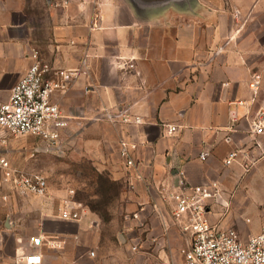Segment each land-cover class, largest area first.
Masks as SVG:
<instances>
[{
  "label": "crops",
  "instance_id": "0c3cea01",
  "mask_svg": "<svg viewBox=\"0 0 264 264\" xmlns=\"http://www.w3.org/2000/svg\"><path fill=\"white\" fill-rule=\"evenodd\" d=\"M63 1L0 0V101L10 98L34 52L62 69L87 59L88 73L53 97L68 119L61 142L88 151L100 170L129 187L143 211L124 222L125 243L137 249L107 253L93 213L84 209L80 219L66 220L55 205L30 206L28 196L3 183L0 264H25L33 236L44 238L43 264H183L189 237L172 224L158 191L180 170L194 185L222 187L228 206L214 205L215 224L245 242L259 234L264 134L253 132V119L264 109V0ZM107 109L128 110L132 121L113 123ZM168 125L178 127L174 135ZM10 135L0 130V162L21 170ZM233 152L238 156L227 165ZM4 174L0 165V182Z\"/></svg>",
  "mask_w": 264,
  "mask_h": 264
},
{
  "label": "built area",
  "instance_id": "2783aa9c",
  "mask_svg": "<svg viewBox=\"0 0 264 264\" xmlns=\"http://www.w3.org/2000/svg\"><path fill=\"white\" fill-rule=\"evenodd\" d=\"M63 2L65 5L69 4V0ZM33 59L34 63L15 85L10 98L7 101H0V130L8 131L15 137L38 136L59 149L62 147V132L68 126V119L53 97L56 92L66 90L81 75H86L90 66L85 59L83 65L78 68H56L41 59L38 52L33 53ZM261 80V76L257 74L250 83V88L255 93L260 89ZM105 116L113 123L132 121L128 110L114 112L107 109ZM141 121L140 117L134 119L136 123ZM167 127L168 135L177 132L176 125ZM253 132L258 135L264 134V109L256 112ZM121 155L124 158L128 157L126 143L122 144ZM207 156L205 153L201 155V159L206 160ZM237 156L238 152L231 153L226 164L230 165ZM252 160L255 162L257 159ZM127 164L133 166L135 161L127 159ZM0 165L5 171L0 188L3 183L9 185L21 197L47 195L49 184L44 175L17 169L6 160H2ZM175 178L176 182L173 185L163 184L158 191L161 199L170 208L168 215L172 224L189 237L190 244L184 251L183 264H264V228L245 242L238 231L225 230L211 220L214 205L228 206L223 200L224 191L219 183L194 185L182 170L176 173ZM73 194L72 191L60 209V216L63 219L81 218L82 204ZM3 198L8 200V196ZM44 242L42 236L30 238L28 253L24 255L25 264H43L39 249ZM136 249L134 247V250ZM90 255L94 257L96 252L91 251Z\"/></svg>",
  "mask_w": 264,
  "mask_h": 264
},
{
  "label": "rangeland",
  "instance_id": "374dc122",
  "mask_svg": "<svg viewBox=\"0 0 264 264\" xmlns=\"http://www.w3.org/2000/svg\"><path fill=\"white\" fill-rule=\"evenodd\" d=\"M10 136L14 139L15 148L19 150L15 159L23 165L21 170L38 172L48 180L47 195L28 196L30 206L37 203L55 205L60 210L65 199L73 191L83 210L100 219L103 240L106 242L105 252H110L111 248L124 249L127 252L134 250V243H125L124 222L129 217L134 219V212L138 213L141 209L136 210L138 204L131 199L129 187L122 179L112 178L109 172L100 170L88 151L81 153L80 146L79 151H76L64 142L62 147L57 149L38 136ZM168 212L170 211L166 210V213ZM187 244H190V241L187 240ZM89 256L92 257L90 251ZM92 258L95 259L96 256ZM69 264L78 263L74 260ZM82 264L90 263L84 261Z\"/></svg>",
  "mask_w": 264,
  "mask_h": 264
}]
</instances>
